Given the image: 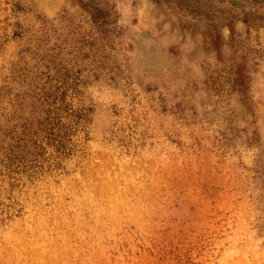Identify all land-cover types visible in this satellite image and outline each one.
<instances>
[{
    "label": "rangeland",
    "instance_id": "obj_1",
    "mask_svg": "<svg viewBox=\"0 0 264 264\" xmlns=\"http://www.w3.org/2000/svg\"><path fill=\"white\" fill-rule=\"evenodd\" d=\"M41 90L86 117L0 163V264H264V0H0V140Z\"/></svg>",
    "mask_w": 264,
    "mask_h": 264
},
{
    "label": "trees",
    "instance_id": "obj_2",
    "mask_svg": "<svg viewBox=\"0 0 264 264\" xmlns=\"http://www.w3.org/2000/svg\"><path fill=\"white\" fill-rule=\"evenodd\" d=\"M53 94L41 90L36 95L39 106L35 127L32 119L23 118L3 132L0 163L9 173L31 170L32 163L45 155L47 147L53 148L58 155L67 154L71 149V137L86 114L70 110L63 96Z\"/></svg>",
    "mask_w": 264,
    "mask_h": 264
}]
</instances>
